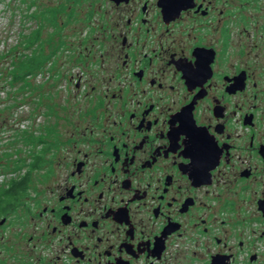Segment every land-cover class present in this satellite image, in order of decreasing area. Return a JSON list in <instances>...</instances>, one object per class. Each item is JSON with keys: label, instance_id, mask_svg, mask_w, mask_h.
<instances>
[{"label": "flooded vegetation", "instance_id": "obj_1", "mask_svg": "<svg viewBox=\"0 0 264 264\" xmlns=\"http://www.w3.org/2000/svg\"><path fill=\"white\" fill-rule=\"evenodd\" d=\"M57 8L94 48L69 76L31 52L73 109L34 87L1 119L0 264H263L264 0Z\"/></svg>", "mask_w": 264, "mask_h": 264}, {"label": "rangeland", "instance_id": "obj_2", "mask_svg": "<svg viewBox=\"0 0 264 264\" xmlns=\"http://www.w3.org/2000/svg\"><path fill=\"white\" fill-rule=\"evenodd\" d=\"M65 0H0V122L5 116L8 117L11 123L16 117L24 116L28 117L31 113V105L29 100L32 96L31 91L34 90L42 96L39 98L38 106L44 114H46V106L48 97L51 96L58 100V103L62 105L61 97L65 96L70 99L69 109H73L74 103L73 95L76 93L75 79L64 86V80L58 87L51 85L47 88V81H43L46 68L41 69V76L26 77L28 86L21 89V82L18 81L13 85L9 84L10 75L9 72L13 66H18L19 61L23 59L24 54H30L34 50V54L40 53L42 57H47L44 65L48 68L52 63L53 72L62 68L61 73L68 76L72 73H77L81 66L80 60L77 58L76 53H72V49L85 50L94 48L91 46L89 39H79L76 34H73V28L75 24H79L81 17L78 15L77 19L68 20L65 18L64 11L57 8ZM54 10L53 15L56 18L55 23L49 21L51 10ZM77 20V22H74ZM70 22V23H69ZM39 30L38 39L30 45H26L28 39H30L33 30ZM79 42L81 44H79ZM73 45V48H71ZM36 49V51H35ZM87 53V52H85ZM79 54V53H78ZM79 61V64H78ZM37 72H40L37 70ZM32 76V74H31ZM34 79V80H33ZM58 81L61 78L57 79ZM68 80V79H67ZM61 96V97H60ZM63 110L56 113V118H53V122H63L66 119L63 116ZM61 116H63L61 118ZM74 117L69 116L68 127L70 128ZM39 122V121H37ZM9 133V132H8ZM2 134L3 138H6V134ZM21 143L19 144V147ZM18 144H14L11 147H0V153L2 151H13ZM10 150V151H9ZM28 148L23 146L21 156L25 157ZM5 161V159H3ZM1 169V167H0ZM19 225L10 228L11 232L15 230ZM9 238L12 235L17 236L15 233H8ZM13 241V238L10 239ZM264 241V238H262ZM12 258L7 260V263H11ZM264 264V262H263Z\"/></svg>", "mask_w": 264, "mask_h": 264}, {"label": "trees", "instance_id": "obj_3", "mask_svg": "<svg viewBox=\"0 0 264 264\" xmlns=\"http://www.w3.org/2000/svg\"><path fill=\"white\" fill-rule=\"evenodd\" d=\"M39 37V30L35 29L32 31L30 39H28L26 45H30L33 42H35ZM24 58L19 61L18 66H13L9 72L10 75V80L9 84L13 85L14 83L20 81L21 84V89L25 88L28 86V82H26V77L30 75L34 68V61L33 57L30 54H24Z\"/></svg>", "mask_w": 264, "mask_h": 264}]
</instances>
